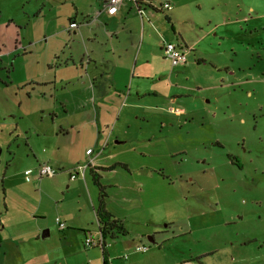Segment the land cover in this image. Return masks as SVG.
<instances>
[{"label": "crops", "instance_id": "obj_1", "mask_svg": "<svg viewBox=\"0 0 264 264\" xmlns=\"http://www.w3.org/2000/svg\"><path fill=\"white\" fill-rule=\"evenodd\" d=\"M166 1L172 5L169 10L160 8V2ZM38 2L29 22L34 28L32 38L23 51H35L44 36L45 63L54 71L33 83H60L63 88L69 84V92L39 107L53 117L52 128L37 127L26 133V156H20V168L9 174V185L4 182L5 199L15 195L17 204L5 201L0 210L4 219L0 264H151L153 250H137L138 245H146L140 241L144 233L130 232L128 225L131 217L147 213L148 189L157 181L170 180L163 177L161 164L150 166V157L159 156L156 147L161 140H155L157 129L150 133L149 115L184 113L185 108L177 105L180 98L189 96L188 90L203 89L192 72L203 64L223 66L215 52L224 48L222 29L228 21L221 9L227 4L225 0H159L144 6L140 15L131 0L120 7L110 0ZM72 22L77 25L72 27ZM20 25H16L20 33L28 36L23 19ZM51 39L58 47L51 45ZM166 42L176 43L187 53L185 63L170 62L163 53ZM71 84H82L81 90L70 91ZM159 120L162 132L167 118ZM17 144L19 149V140ZM11 153L17 157L15 151ZM88 162L84 174L71 177L78 165ZM44 163L58 172L39 176L37 168ZM13 164L9 159L7 167ZM95 175L105 188L106 209L127 230L105 239V249L84 244L88 234L102 237ZM147 238L155 242L151 235Z\"/></svg>", "mask_w": 264, "mask_h": 264}, {"label": "rangeland", "instance_id": "obj_2", "mask_svg": "<svg viewBox=\"0 0 264 264\" xmlns=\"http://www.w3.org/2000/svg\"><path fill=\"white\" fill-rule=\"evenodd\" d=\"M224 3L226 39L215 52L223 66L203 64L192 72L203 89L191 88L189 96L180 98L177 105L184 113L149 115L150 133L157 129L155 140H161L159 156L150 157V166L161 164L163 177L170 180L148 189L147 213L131 217L128 225L130 232L144 233L140 241L153 250L151 264H264V0ZM37 4L0 0V210L5 201L17 204L15 195L5 199L4 184L20 168V156H26L24 136L37 127L52 128L53 117L39 107L69 92V84L33 83L54 71L45 63L44 36L35 51L31 46L23 51L32 38L29 22ZM22 19L26 37L16 27ZM70 86L78 91L82 84ZM165 116L167 126L161 132L158 118ZM9 159L15 163L10 168ZM118 194L113 192L114 200Z\"/></svg>", "mask_w": 264, "mask_h": 264}, {"label": "built area", "instance_id": "obj_3", "mask_svg": "<svg viewBox=\"0 0 264 264\" xmlns=\"http://www.w3.org/2000/svg\"><path fill=\"white\" fill-rule=\"evenodd\" d=\"M134 5L137 7V12L142 15L145 11L144 6H152L154 2H157L159 0H131ZM111 4L115 7H120L125 0H110ZM164 7L166 10H169L172 8V5L169 1L166 2H160V8ZM77 25L76 22H72L71 26L75 27ZM163 53L166 57L170 58L173 63H185L187 60V53L176 43L174 42H166L163 47ZM89 162L86 164H80L76 167V170L71 173V177L75 178L78 174H84V170L87 166H89ZM58 172L56 168L49 164H41L37 168V173L39 176H53ZM57 223L61 228L65 227V223L60 219L57 218ZM84 244L86 246H100L102 249L105 248L106 242L101 237L100 239H95L92 235L88 234L86 238L84 239ZM147 249L146 245H138L137 250L145 251Z\"/></svg>", "mask_w": 264, "mask_h": 264}, {"label": "trees", "instance_id": "obj_4", "mask_svg": "<svg viewBox=\"0 0 264 264\" xmlns=\"http://www.w3.org/2000/svg\"><path fill=\"white\" fill-rule=\"evenodd\" d=\"M95 182L100 187L97 215L99 221V229L103 239H114L116 237L124 235L127 231L124 222L120 219L114 218L112 214L106 209V192L104 186L99 181L98 175H95ZM105 264H107L106 261Z\"/></svg>", "mask_w": 264, "mask_h": 264}, {"label": "water", "instance_id": "obj_5", "mask_svg": "<svg viewBox=\"0 0 264 264\" xmlns=\"http://www.w3.org/2000/svg\"><path fill=\"white\" fill-rule=\"evenodd\" d=\"M151 241H153V239H150Z\"/></svg>", "mask_w": 264, "mask_h": 264}, {"label": "flooded vegetation", "instance_id": "obj_6", "mask_svg": "<svg viewBox=\"0 0 264 264\" xmlns=\"http://www.w3.org/2000/svg\"><path fill=\"white\" fill-rule=\"evenodd\" d=\"M18 40H16V43H17Z\"/></svg>", "mask_w": 264, "mask_h": 264}]
</instances>
